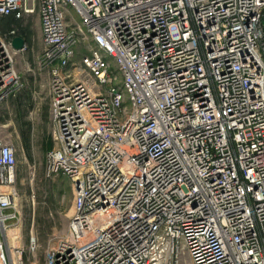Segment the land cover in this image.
<instances>
[{
    "label": "built area",
    "instance_id": "1",
    "mask_svg": "<svg viewBox=\"0 0 264 264\" xmlns=\"http://www.w3.org/2000/svg\"><path fill=\"white\" fill-rule=\"evenodd\" d=\"M35 12L44 174L74 191L43 264H264V0H0V18ZM16 35L0 33V101L19 85ZM16 170L0 132V264L20 223Z\"/></svg>",
    "mask_w": 264,
    "mask_h": 264
},
{
    "label": "rangeland",
    "instance_id": "2",
    "mask_svg": "<svg viewBox=\"0 0 264 264\" xmlns=\"http://www.w3.org/2000/svg\"><path fill=\"white\" fill-rule=\"evenodd\" d=\"M66 16L71 24L81 23L80 16L71 6ZM10 28H15L24 36L27 47L14 57L19 85L13 94L0 101L1 136L14 145L17 159L14 188L20 231L14 240H11L12 235L8 231V249L12 262L16 261V264H43L48 247L67 230L73 213V183L63 174L51 177L44 174L45 152L53 142L48 137L42 141L46 130L38 115L41 109L49 106L50 75L49 69L40 60L42 41L37 12L19 19L13 16L0 18V33L5 34ZM88 49L87 42L77 44L75 60L79 61ZM105 59L109 62V71L117 73L113 58L106 56ZM117 77L119 80L120 75L117 74ZM109 85L105 83L102 88L106 89ZM49 127L52 128L50 120ZM32 239L35 240L34 248L30 247ZM14 246L23 248L22 252L11 249ZM179 264H189L188 257L183 255Z\"/></svg>",
    "mask_w": 264,
    "mask_h": 264
},
{
    "label": "crops",
    "instance_id": "3",
    "mask_svg": "<svg viewBox=\"0 0 264 264\" xmlns=\"http://www.w3.org/2000/svg\"><path fill=\"white\" fill-rule=\"evenodd\" d=\"M20 35L24 38V36L22 34H20ZM24 41H25V38H24ZM48 92L50 94V88L49 87H48ZM38 115H39V118H42L41 121L44 123L43 126H44V129L46 130L45 134H43V136H42V141H43L44 137H48V138H50L52 140V133H51L52 128L49 127V120L51 121L50 99H49V106H48V108L41 109V111H40V113Z\"/></svg>",
    "mask_w": 264,
    "mask_h": 264
},
{
    "label": "water",
    "instance_id": "4",
    "mask_svg": "<svg viewBox=\"0 0 264 264\" xmlns=\"http://www.w3.org/2000/svg\"><path fill=\"white\" fill-rule=\"evenodd\" d=\"M11 44L15 49H20L24 45V38L21 35H16L11 39Z\"/></svg>",
    "mask_w": 264,
    "mask_h": 264
},
{
    "label": "bare ground",
    "instance_id": "5",
    "mask_svg": "<svg viewBox=\"0 0 264 264\" xmlns=\"http://www.w3.org/2000/svg\"><path fill=\"white\" fill-rule=\"evenodd\" d=\"M19 231H20V230H19L18 227H15L13 230H12V229L9 230V234L12 235V236H11V237H12L11 240H14V239H15V235H18V234H19ZM14 263L16 264V261H14L13 264H14Z\"/></svg>",
    "mask_w": 264,
    "mask_h": 264
}]
</instances>
